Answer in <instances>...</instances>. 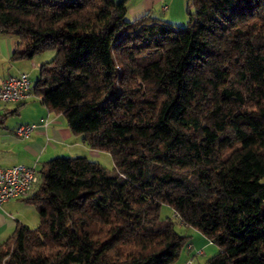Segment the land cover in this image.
I'll return each instance as SVG.
<instances>
[{
    "label": "trees",
    "instance_id": "trees-1",
    "mask_svg": "<svg viewBox=\"0 0 264 264\" xmlns=\"http://www.w3.org/2000/svg\"><path fill=\"white\" fill-rule=\"evenodd\" d=\"M128 1L0 0L12 61L54 53L32 95L113 162L43 163L0 264H175L163 206L217 247L200 264H264V0H187L182 26Z\"/></svg>",
    "mask_w": 264,
    "mask_h": 264
},
{
    "label": "crops",
    "instance_id": "crops-1",
    "mask_svg": "<svg viewBox=\"0 0 264 264\" xmlns=\"http://www.w3.org/2000/svg\"><path fill=\"white\" fill-rule=\"evenodd\" d=\"M128 18L135 19L145 13H151L153 16L167 20L174 24L183 22V9L172 11V0H129ZM181 8V7H180ZM15 40L11 37L0 35V68L11 62V56L14 50ZM34 58V57H33ZM33 58L27 64L24 61L12 66L13 72H3L0 81L9 75H15L20 72L27 73L30 76L31 71H37L41 65L33 61ZM26 62V63H25ZM12 109H5L9 112L8 116L23 115L20 121H17L12 127L7 124V117L3 125H0V167L8 168L16 164L34 166L37 171L43 163L52 159L75 156H85L96 160L100 151L89 148L82 142L79 136L73 135L61 115L50 113L40 103L39 99L34 100V95L23 101L14 103ZM16 111L17 113H12ZM42 120L46 121V124ZM36 123L37 128L27 139H22L14 134V128L19 124ZM34 185L31 194L35 191ZM30 194V195H31ZM29 196V195H28ZM38 224V216L34 206L25 202L22 198H11L0 205V244L10 237L16 228L21 225L30 227ZM192 245V243H191ZM193 247V245H192ZM188 250V249H187Z\"/></svg>",
    "mask_w": 264,
    "mask_h": 264
},
{
    "label": "built area",
    "instance_id": "built-area-1",
    "mask_svg": "<svg viewBox=\"0 0 264 264\" xmlns=\"http://www.w3.org/2000/svg\"><path fill=\"white\" fill-rule=\"evenodd\" d=\"M31 92L32 85L27 73L9 75L0 81L1 102H22L31 96ZM42 121L46 124L45 120ZM36 128L37 124L34 122L19 124L14 128V134L19 138L27 139ZM38 181V171L34 166L16 164L8 168L0 167V205L11 198L27 197ZM192 248L191 244L188 245V250ZM197 254H203V250H198ZM184 264H192V260L189 259Z\"/></svg>",
    "mask_w": 264,
    "mask_h": 264
},
{
    "label": "rangeland",
    "instance_id": "rangeland-1",
    "mask_svg": "<svg viewBox=\"0 0 264 264\" xmlns=\"http://www.w3.org/2000/svg\"><path fill=\"white\" fill-rule=\"evenodd\" d=\"M172 3L173 5L171 9L173 12H175L178 9L179 10L183 9V19H182L183 22H181L180 25L181 26L185 25V22L187 20V13H186L187 0H172ZM53 55H54L53 51H46V52L36 55L33 58V61L35 62V65H37V63L42 64L46 61L51 60ZM22 61L24 60L7 62L6 66L3 67V69L0 68V76H1V73L3 72H6V73L7 71L13 72L12 66H16L17 63L22 62ZM25 61L28 62L27 64L32 63V61L31 62L28 60H25ZM36 75H37V71L30 72V76L32 77V80L35 79ZM35 99H37L36 96H34V100ZM13 107L15 106H14V103L12 102L4 103L0 101V115L4 114L5 109H12ZM22 116L23 115L21 114L14 116V117L8 116L6 120H7V124L9 125V127H12V125H14L17 121H20L22 119ZM60 157H65V156H60ZM96 161H98L100 165L103 166L108 171L111 172L113 170V162H112V159L109 153L100 152L99 156L96 157ZM39 185L40 183L38 181L35 187L37 188L39 187ZM160 214L162 217L170 216L172 220L174 221L175 230L181 235L189 236L190 243H192L193 245V248L191 250H187L186 248L182 249L178 257V261L175 264H184L189 259L192 260V264L204 263L207 258L212 256L217 251V247L213 245L212 243H208V240L200 232H198L196 229L187 227L183 225L182 223H180L178 218L172 214V211L168 207L163 206L161 208ZM37 225L38 224L31 225L30 228L33 229ZM198 250H203V254L201 255L197 254Z\"/></svg>",
    "mask_w": 264,
    "mask_h": 264
}]
</instances>
